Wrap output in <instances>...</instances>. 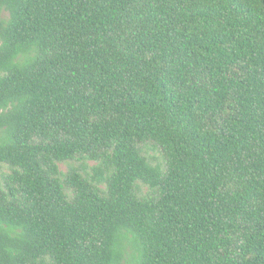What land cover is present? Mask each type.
<instances>
[{
	"label": "trees",
	"instance_id": "trees-1",
	"mask_svg": "<svg viewBox=\"0 0 264 264\" xmlns=\"http://www.w3.org/2000/svg\"><path fill=\"white\" fill-rule=\"evenodd\" d=\"M0 264H264V0H0Z\"/></svg>",
	"mask_w": 264,
	"mask_h": 264
},
{
	"label": "rangeland",
	"instance_id": "rangeland-1",
	"mask_svg": "<svg viewBox=\"0 0 264 264\" xmlns=\"http://www.w3.org/2000/svg\"><path fill=\"white\" fill-rule=\"evenodd\" d=\"M90 165H93V164L91 163ZM61 169H62L63 171H67V169H68V165H66V164H62V165H61Z\"/></svg>",
	"mask_w": 264,
	"mask_h": 264
}]
</instances>
